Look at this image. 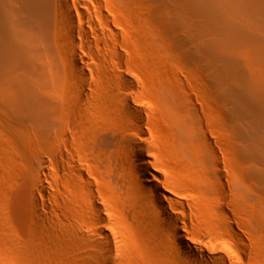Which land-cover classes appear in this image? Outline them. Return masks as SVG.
Listing matches in <instances>:
<instances>
[{
  "label": "rangeland",
  "instance_id": "374dc122",
  "mask_svg": "<svg viewBox=\"0 0 264 264\" xmlns=\"http://www.w3.org/2000/svg\"><path fill=\"white\" fill-rule=\"evenodd\" d=\"M100 2L97 9L106 20L99 19L97 24L110 26L115 34L92 38L95 45L87 46L88 54L79 52L85 74L72 68L64 38L53 46L54 66L48 71L58 92L79 89L87 94L70 103L71 126L63 152L71 159L53 155L54 133L49 142L41 138L39 143L19 144L0 112V264H36L41 260L51 264L56 250L64 245L56 238L60 231H54V235L58 232L55 237L51 234L49 220L78 225L84 210L76 207L71 213L62 200L73 189H85L88 181L114 209V219L124 229L123 237L140 264H173L172 246H165L157 260L142 236L134 189L129 192L125 186L132 179V165L129 155L116 144L121 133L146 146L152 166L187 200L186 221L192 230L202 234L211 227L225 242L226 216L219 213V218L217 208L227 204L230 221L239 225L240 237L234 246L243 258L247 256L245 264H264V179L255 172L264 166L247 153L252 140L246 122L235 112L236 96L221 75L226 58L217 54L213 79L205 58L184 57L188 58L185 50L197 43L191 35L197 31L196 19L187 18L189 0ZM242 2L221 0L229 12L226 26L232 32L251 25L239 12ZM158 14L168 21L162 18V22ZM83 27L92 33L88 24ZM108 92L128 97L138 112L123 111L124 119L115 117L103 102ZM75 120L81 127H75ZM97 127L102 128L98 134ZM42 160L47 163L43 165ZM38 181L49 190L39 209L34 200H39ZM38 215L44 223L37 222Z\"/></svg>",
  "mask_w": 264,
  "mask_h": 264
},
{
  "label": "bare ground",
  "instance_id": "6f19581e",
  "mask_svg": "<svg viewBox=\"0 0 264 264\" xmlns=\"http://www.w3.org/2000/svg\"><path fill=\"white\" fill-rule=\"evenodd\" d=\"M100 4V0H0V112L19 144L38 142L41 138L49 142L54 133L53 155L71 159L63 152L68 144L66 133L71 126L70 103L74 97L78 101L86 98L87 94L79 89L58 92L48 71L54 66L53 46L64 38L72 68L85 74V62L79 52L88 54L87 46L95 45L92 38L104 39L115 34L110 26L97 24L99 19L106 20L97 9ZM223 5L221 0H189L190 17L187 18L192 16L196 19L197 31L191 35L197 43L187 50L183 45L189 59L186 54L184 57L187 60L205 58L206 68L213 79L216 78L217 54L226 58L227 64L221 75L236 96L235 112L246 122L252 140L247 153L264 166V0H243L239 12L246 18L237 16L250 19L252 26L246 21L250 27L243 25L245 29L237 33L226 26L229 12ZM183 14L187 16L186 12ZM164 16L161 15V19L167 22ZM83 24H88L92 33ZM124 79L131 88L134 87L130 80ZM103 102L119 119H124L123 111L138 112L128 97L114 92H108ZM74 125L81 127L76 120ZM101 129L96 128L97 134ZM116 144L124 154L129 155L132 181L127 180L125 186L129 192L134 189L135 214L142 236L155 259L160 258L161 251L165 252V246H172L175 251L173 264H245L247 256L243 258L242 251L234 246L240 237L237 231L239 225L230 221L227 204L217 208L219 218L220 214L226 216L228 235L225 242L211 227H207L202 234L195 232L186 221L187 200L181 198L175 186L152 166L146 146L133 136L122 133ZM9 158L12 157L9 155ZM42 163L47 162L42 160ZM255 172L264 179V168ZM36 186L39 200H34L39 209L43 195L49 190L40 182ZM62 202L65 210L72 213L78 207L84 210L85 215L78 225L70 221L49 220V230H53L51 234L55 237L58 232L54 235V231H60L61 240L58 236L56 238L64 245L61 248L59 244L58 252L55 251L58 254L50 261L51 264H140L133 256L130 243L123 237L124 229L114 219V209L102 200L93 183L88 181L87 187L80 191L71 190ZM37 218V222L44 223L41 215ZM241 248L245 245L242 244ZM43 261L36 264H44Z\"/></svg>",
  "mask_w": 264,
  "mask_h": 264
}]
</instances>
